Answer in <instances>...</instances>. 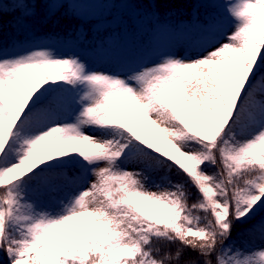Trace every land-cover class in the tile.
I'll return each instance as SVG.
<instances>
[{
  "label": "snow or ice",
  "instance_id": "1",
  "mask_svg": "<svg viewBox=\"0 0 264 264\" xmlns=\"http://www.w3.org/2000/svg\"><path fill=\"white\" fill-rule=\"evenodd\" d=\"M52 3L0 0V35ZM223 7L122 74L0 40V264H264V0Z\"/></svg>",
  "mask_w": 264,
  "mask_h": 264
},
{
  "label": "trees",
  "instance_id": "2",
  "mask_svg": "<svg viewBox=\"0 0 264 264\" xmlns=\"http://www.w3.org/2000/svg\"><path fill=\"white\" fill-rule=\"evenodd\" d=\"M65 3L58 5L56 3L41 5L36 9V16L33 18V24L40 32H50L56 37L65 38L74 36L75 30L79 26L88 32V40L83 42L84 45L92 49H96L99 44L109 45V37L115 38L116 46L123 44V53L120 57L121 63L131 62L138 52L149 53L153 47V35L162 27L167 25L176 27L182 21H186L188 25L195 26L192 22V9L199 8L197 14L200 22H204L206 17L218 18L223 22L228 20L227 13L223 7L225 0H193L201 4L192 5H175V6H156L150 4L131 3L128 0H106L107 6L101 13L93 16H84L75 7L71 0H65ZM218 5V6H213ZM161 11L157 12L156 9ZM165 7H184L187 9H177V14L165 15L163 8ZM5 9V8H4ZM10 14L8 19L13 16V10L5 9ZM110 12V16L118 15L116 24L109 23L105 26L97 24L104 18L108 17L106 12ZM54 15L53 21L47 24L42 23L43 19L48 15ZM127 22H133L135 27L126 28ZM9 29L5 28L3 34L0 35V40L7 41ZM174 181L182 180V176H177L175 170L172 173ZM175 245L172 246L173 250ZM194 256V254H190ZM186 255L183 259H187Z\"/></svg>",
  "mask_w": 264,
  "mask_h": 264
},
{
  "label": "rangeland",
  "instance_id": "3",
  "mask_svg": "<svg viewBox=\"0 0 264 264\" xmlns=\"http://www.w3.org/2000/svg\"><path fill=\"white\" fill-rule=\"evenodd\" d=\"M65 1V0H64ZM73 4L77 7L79 12L82 15H95L100 13L105 7L106 3L104 0H71ZM6 3L4 8L13 9L16 15L15 8L17 5L12 4L15 0H4ZM58 5L62 3H56ZM108 15L109 12H106ZM110 15V14H109ZM118 21V16H108L104 18L99 25H106L109 23H116ZM80 28V27H79ZM83 31V29L81 28ZM224 31H232V23H224ZM196 32L195 27H190L186 22H181L179 26L172 27L167 26L162 29H159L154 35V47L150 50V53L147 55H138L136 60L131 64L124 65L119 63V58L122 53V45L118 47L113 46H102L99 45L96 50H91L88 47L80 43L81 40L75 38V36L65 37L59 39L50 33H40L37 31L36 27L33 24L32 35L26 33H18L15 29L10 27L7 41L4 45L5 54H12L14 52H19L21 49L13 48L12 44L15 41H23L25 39L31 40L32 43L28 45L30 48L35 47H44L49 48L55 51L58 54L62 55H71L73 53L79 55L82 59L85 60L92 68L96 70H108L117 73H123L125 67L135 66L139 63H155L161 54L175 51L177 55L184 54L187 48V41L180 44V36H189ZM223 39V37H221ZM110 42L114 41V37H110ZM41 203L46 206H52V202L47 197H41ZM247 239V238H245ZM249 243L259 244V240L248 241Z\"/></svg>",
  "mask_w": 264,
  "mask_h": 264
}]
</instances>
